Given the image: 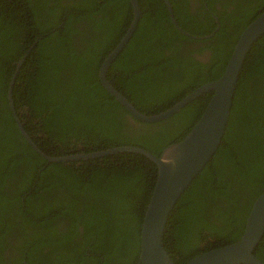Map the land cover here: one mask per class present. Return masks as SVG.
<instances>
[{"label": "trees", "instance_id": "1", "mask_svg": "<svg viewBox=\"0 0 264 264\" xmlns=\"http://www.w3.org/2000/svg\"><path fill=\"white\" fill-rule=\"evenodd\" d=\"M204 1L206 20H198L189 0H169L177 25L203 36L192 37L173 25L164 0H137L136 24L105 75L141 112H158L216 78L239 32L264 9V0ZM131 18L129 0H0V264H79L86 251L87 264H141L153 162L134 151L49 160L22 136L6 97L14 60L25 52L11 92L22 93L27 110L19 101L13 110L31 137L32 127L45 130L38 146L46 155L122 144L158 155L189 130L212 90L159 120L129 115L97 70ZM195 42L207 56H194ZM263 188L264 32L245 55L220 142L168 213L162 244L174 263L237 239ZM253 252L264 263V230Z\"/></svg>", "mask_w": 264, "mask_h": 264}, {"label": "water", "instance_id": "2", "mask_svg": "<svg viewBox=\"0 0 264 264\" xmlns=\"http://www.w3.org/2000/svg\"><path fill=\"white\" fill-rule=\"evenodd\" d=\"M129 2L132 7L131 21L98 67L97 77L101 85L126 109L129 115L141 121L162 119L206 90H212L210 97L189 130L180 139L163 146L158 155L136 145L122 144L93 152L47 156V158L49 160L86 158L117 151L139 152L149 158L156 167V173L140 223L137 263L175 264L162 244V234L168 213L177 197L210 158L220 142L239 70L250 45L264 32V9L239 32L221 72L216 78L195 86L177 101L158 112L144 113L136 109L105 75L108 64L126 42L139 16L137 0H129ZM166 3L168 5L169 2L166 0ZM171 20L179 29L175 19L171 17ZM19 128L22 131L20 125ZM21 134L31 143L23 131ZM263 230L264 188L249 206L241 234L237 239L202 250L182 264H264L253 252L260 241Z\"/></svg>", "mask_w": 264, "mask_h": 264}, {"label": "flooded vegetation", "instance_id": "3", "mask_svg": "<svg viewBox=\"0 0 264 264\" xmlns=\"http://www.w3.org/2000/svg\"><path fill=\"white\" fill-rule=\"evenodd\" d=\"M9 1H13V0H9ZM72 1H75V0H72ZM167 2H169V0H167ZM164 3H165V5H166V8H167V10H168V15H169V17H170V20H171V17L172 18H174L173 16H172V12H171V7H170V2L168 3V5H167V3H166V0H164ZM8 4V3H7ZM9 6H12L11 4H8ZM18 5V8L19 7H21L19 4H17ZM188 5L190 6V9L195 13H199L200 14V17H197V19L198 20H200V19H203V20H206V18H205V13L203 12V10H208V7H207V5H206V3H205V1L204 0H202L201 2H199V0H189V3H188ZM200 5H201V7H200ZM169 6V7H168ZM12 9H14V7L12 6L11 7ZM10 8V9H11ZM171 22H172V20H171ZM173 23V22H172ZM177 24V23H176ZM174 25V24H173ZM175 26V25H174ZM179 26V25H178ZM176 27V26H175ZM179 30H181L182 32H185L186 34H188V35H191V34H189L188 32H186V31H184L180 26H179ZM208 34V33H207ZM206 34V35H207ZM192 37H198L197 35H191ZM209 36V35H208ZM207 37V36H206ZM193 45V49H194V52H193V54H194V56L196 57V58H198V59H201V58H203L204 57V53H205V56H207V54H208V51L206 52V51H204L203 50V54L202 53H199L198 51H197V49H196V47L198 46V45H200L199 43H190V46H192ZM18 58L17 59H15L14 60V63H15V65H14V70H13V72H12V74H11V76L9 77V79H8V82H7V93H6V97H7V101H8V105H9V107H10V109L12 110V112H13V114H14V117H15V120H16V124H17V127H18V129H19V131H21V129L19 128V125H20V127L22 128V131L26 134V136L28 137V139L31 141V143L30 142H28L29 143V145H31V147L34 149V150H36L38 153H40L42 156H44V157H46L47 158V156H52V155H46L45 153H44V150L45 149H47V147L43 150L42 148H40L38 145L42 142V141H44L46 138H47V135L45 134V130L41 127V126H35L34 128L32 127V131H31V134L33 135V137H31V135H30V133H28V131L22 126V124H21V122L19 121V119H18V117H19V115L18 114H16V111L15 110H13V109H15V104H16V102L17 101H19L20 103H21V95H22V93H20V94H17V95H15V94H13V92H11V89H12V85H13V83H14V78H15V76H16V72L18 71V69H19V66L21 65V63H22V61H23V58L25 57V52H23L21 55L19 54L18 56H17ZM21 81H24V79H22ZM20 88H22V89H25V87H20ZM22 104V103H21ZM22 106H23V110L25 111V110H27V106L26 105H24V104H22ZM166 108V107H165ZM16 110H20L21 111V109L20 108H16ZM40 117V115L39 116H37L36 115V118H34V117H30V118H28V119H37V118H39ZM135 120H138V119H136V118H134ZM21 131V132H22ZM20 132V133H21ZM23 136V135H22ZM24 137V136H23ZM25 138V137H24ZM52 145V144H51ZM52 147H53V145H52ZM113 147V146H112ZM106 148H108V147H106ZM106 148H102V149H106ZM102 149H87L86 151H79V152H77V153H73V154H78V153H81V152H93V151H97V150H102ZM113 153V152H112ZM106 154H108V153H106ZM63 155V154H62ZM66 155H72V154H66ZM101 155H103V154H101ZM101 155H96V156H101ZM55 156H60V155H55ZM89 157H95V155L94 156H89ZM78 158H82V157H78ZM87 158V157H86ZM86 158H83V159H86ZM48 159V158H47ZM74 159V158H73ZM42 167H43V165H41ZM8 181H10V179L8 178ZM7 187H9L10 188V186H8L7 185ZM254 200V199H253ZM251 205V204H250ZM64 223V222H63ZM81 231H82V227L80 226V229H79V232L81 233ZM205 242H207V238H205L204 240H202L201 242H199L198 243V245H197V248H203L204 246H207V245H205ZM84 254H85V256H82L81 257V259L79 260V264H87L88 262H89V260H88V258H87V255L88 254H91L89 251H86V252H84Z\"/></svg>", "mask_w": 264, "mask_h": 264}, {"label": "clouds", "instance_id": "4", "mask_svg": "<svg viewBox=\"0 0 264 264\" xmlns=\"http://www.w3.org/2000/svg\"><path fill=\"white\" fill-rule=\"evenodd\" d=\"M153 153V152H152ZM159 154V153H158Z\"/></svg>", "mask_w": 264, "mask_h": 264}]
</instances>
